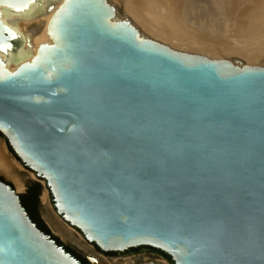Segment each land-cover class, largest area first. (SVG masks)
<instances>
[{
	"label": "water",
	"instance_id": "water-1",
	"mask_svg": "<svg viewBox=\"0 0 264 264\" xmlns=\"http://www.w3.org/2000/svg\"><path fill=\"white\" fill-rule=\"evenodd\" d=\"M113 2L63 0L47 21L52 43L12 71L20 29L0 19L9 156L101 254L149 247L169 264H264V66L139 35L131 18L113 20ZM27 188L0 175V264H82L31 220ZM141 252L163 256L111 257Z\"/></svg>",
	"mask_w": 264,
	"mask_h": 264
},
{
	"label": "bare ground",
	"instance_id": "bare-ground-1",
	"mask_svg": "<svg viewBox=\"0 0 264 264\" xmlns=\"http://www.w3.org/2000/svg\"><path fill=\"white\" fill-rule=\"evenodd\" d=\"M63 0H30L26 11H4L0 19L9 28L20 29L21 44L15 59H6L4 66L12 71L21 62L32 58L42 43L51 44L47 21ZM113 20L131 18L139 35L163 42L186 53L202 54L235 60L245 65L264 66V0H113ZM20 162L10 157L0 141V173L12 180L17 190L24 181ZM45 220L61 236H67L83 247L93 260L101 264H141L136 259L108 260L96 254L83 242L81 235L54 212L46 194ZM155 264V263H154Z\"/></svg>",
	"mask_w": 264,
	"mask_h": 264
},
{
	"label": "rangeland",
	"instance_id": "rangeland-1",
	"mask_svg": "<svg viewBox=\"0 0 264 264\" xmlns=\"http://www.w3.org/2000/svg\"><path fill=\"white\" fill-rule=\"evenodd\" d=\"M0 141L5 145L6 149H7V146H6V143H5V140L3 139L2 136H0ZM8 152V150H7ZM9 154V153H8ZM16 161H18L15 157H13ZM21 165V164H20ZM21 169H20V173H21V176L23 178V181H24V184H23V187L22 189L20 190H24L26 187H29V185L32 184V182H27V181H33V182H39V183H42L41 184V188H40V192L38 194V211H39V214L43 220V223L45 224V226L47 227V229L49 230V232L52 234V235H55V236H58L60 237V243H62L64 246H74L75 248V252H77L78 254H80L82 257H84L85 259H91L89 257V254L85 251V249L81 246H79L74 240H72L71 238L67 237V236H61L57 231H55L50 225L47 224L46 220H45V213H46V209H45V205L43 204L42 202V196L43 194L45 193L46 194V197H47V200L49 202V204L51 205L50 203V197L48 195V192L47 190L44 188V184H43V181L39 178H37L32 172L29 171V169L25 168L24 166L21 165ZM0 175L6 177L5 175H3L2 173H0ZM7 178V177H6ZM9 179V178H8ZM10 180V179H9ZM12 183H13V186L16 189V186L14 184V182L12 180H10ZM71 227V226H70ZM73 229V232L78 235V231L71 227ZM80 235V234H79ZM83 242L86 243V245L88 247H90L96 254L108 259V260H122V259H125V258H131V259H136L139 261V263L141 264H169V262L164 258V256H158V255H152L150 252H141L137 255H131V256H123V257H111V256H108V255H105V254H101L100 251L91 243L89 242H86L84 239H83ZM97 264H101V263H97Z\"/></svg>",
	"mask_w": 264,
	"mask_h": 264
},
{
	"label": "trees",
	"instance_id": "trees-1",
	"mask_svg": "<svg viewBox=\"0 0 264 264\" xmlns=\"http://www.w3.org/2000/svg\"><path fill=\"white\" fill-rule=\"evenodd\" d=\"M41 186L38 183H34L29 185L27 191L20 196V201L26 212L28 213L29 217L36 225L44 232L50 234L49 230L41 220L36 210V206L38 204V194L40 192ZM57 240V238H56ZM58 241V240H57ZM67 250H70L74 253L78 258L82 259L78 254H76L73 250L66 247ZM83 260V259H82Z\"/></svg>",
	"mask_w": 264,
	"mask_h": 264
},
{
	"label": "flooded vegetation",
	"instance_id": "flooded-vegetation-1",
	"mask_svg": "<svg viewBox=\"0 0 264 264\" xmlns=\"http://www.w3.org/2000/svg\"><path fill=\"white\" fill-rule=\"evenodd\" d=\"M36 210H37V212H38V215H39V211H38V204H37V206H36ZM65 247V249H66V246H64ZM142 249H147V250H152V251H156V252H158V253H160L161 255H163V256H165L166 258H168L165 254H163V253H161V252H159V251H157V250H155V249H152V248H149V247H135V248H130V249H127V250H125V251H123V252H107V253H105V254H107L108 256H121V255H128V254H135V253H137V252H139L140 250H142ZM67 250V249H66ZM70 253H72L70 250H68ZM76 253V252H75ZM78 260H80V262L82 263V264H88V262L84 259V258H82L81 256V258L83 259H80V258H78L74 253H72ZM77 254V253H76Z\"/></svg>",
	"mask_w": 264,
	"mask_h": 264
}]
</instances>
